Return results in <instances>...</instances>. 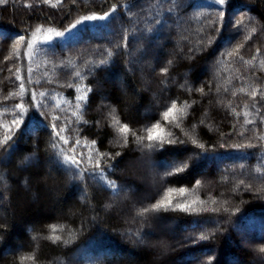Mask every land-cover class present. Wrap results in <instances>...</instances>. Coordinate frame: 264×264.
Wrapping results in <instances>:
<instances>
[{
	"label": "trees",
	"instance_id": "1",
	"mask_svg": "<svg viewBox=\"0 0 264 264\" xmlns=\"http://www.w3.org/2000/svg\"><path fill=\"white\" fill-rule=\"evenodd\" d=\"M113 5L117 8L110 18L78 28L70 37L54 38V43L33 49L26 44L14 47L24 30L28 39L37 27L42 29L37 36L45 32L54 36L81 16L103 15ZM213 25L222 30L213 31ZM184 30L185 39L175 47L177 33ZM5 36L11 39L4 40ZM209 37L216 38L210 47ZM240 45L238 55L230 56ZM136 46L145 52L133 57L130 51ZM25 52L30 55L24 56ZM153 52L152 81L143 90V80L133 65ZM6 56L11 59L5 61ZM262 60L264 0H227L224 5L214 0H80L76 4L64 0L57 7L42 0H8L0 5V141L6 135L12 137L0 145V224L4 225L0 264H21L22 257L33 254L34 259H24L23 264H252L256 258L260 259L255 264H264V253L259 251L264 246ZM207 62L211 64L208 73L202 70ZM163 68H167L166 75L161 73ZM98 86L103 88V99ZM201 88L203 95L198 91ZM253 89L258 91L255 101ZM33 92L37 96L30 108ZM81 95L87 96L86 101L77 100ZM152 95L157 96L156 102ZM41 101L46 107L35 106ZM172 101L177 105L179 126L164 122L165 132L200 151L191 143L196 139L208 152L184 173L166 177L159 166L164 163L159 151L138 144L131 132L146 137L144 126L160 120L164 106ZM19 103L28 110L26 116L17 115L15 104ZM21 116L20 127H13V120ZM113 117L131 130L126 144ZM246 119L255 123L246 125ZM53 124L65 128L61 135L67 144L59 141ZM77 140L80 146L73 151ZM92 141H96L94 146ZM53 143H59V148L53 150ZM90 147L92 164L99 153L107 154L109 160L117 152L123 156L112 161L114 166L102 179L80 175L78 171L90 167ZM60 149L77 159L84 153L79 170L57 155ZM190 154L166 155L185 159ZM141 156L157 164L158 185L148 198L137 202L136 195L144 189L128 178L126 163ZM44 164L51 168L48 173L38 169ZM161 177L166 181L163 184ZM108 181H115L117 189L110 188ZM21 184L31 185V194ZM129 186L139 192L131 194ZM168 188L186 189L182 196L173 193L172 198L189 205L188 211L161 209L138 215ZM122 194L133 202L124 214L130 218L128 223L109 206ZM160 220L170 223L174 231L166 239L169 249L164 257L154 247L136 242L147 233L152 239L148 228ZM52 225L57 226L55 233ZM53 234L61 241L47 239ZM200 236L208 239L192 242V237Z\"/></svg>",
	"mask_w": 264,
	"mask_h": 264
},
{
	"label": "snow or ice",
	"instance_id": "2",
	"mask_svg": "<svg viewBox=\"0 0 264 264\" xmlns=\"http://www.w3.org/2000/svg\"><path fill=\"white\" fill-rule=\"evenodd\" d=\"M8 2V0H0V5H5ZM80 2V0H72V4H76ZM227 2V0H214V3L217 5H224ZM43 4H48L52 7H57L59 5H62L64 3V0H56L55 4H51V0H42ZM31 5H25V7H30ZM117 8V5H113V7L110 9V11L108 12H104L103 15H88V16H81L80 19L76 20L75 23L70 24L67 28H65L63 31H58L54 33V36L52 35H48L47 32H45V34L42 37L37 36V33H40L42 31V29L40 27H37L35 29V32L32 34L33 38L32 39H28L27 38V31H25L24 35H19L18 39L15 41L14 47H16L17 49L19 48L20 45L22 44H26L28 49H33L34 46L41 44V45H48V44H52L54 43V38H65L66 36H71L78 28H82L85 27L86 25H88L89 23H94V22H98V21H104L108 18L111 17V15L113 13H115ZM221 17L223 16V13H220ZM237 26L240 24V21H237ZM211 24V22H210ZM212 30L219 32L222 30L221 28H215L214 25L212 26ZM48 31H52L51 29H49ZM255 31V29H253V32ZM11 39V37L9 36H5L4 40H8ZM215 37H209L208 39V46L210 47L214 42H215ZM247 39V38H246ZM243 45L238 46L236 49H234L231 53H229L230 56H237L239 53V49L240 47H242ZM189 51H192V49H189ZM259 49H257V53L259 54ZM30 54L28 52L24 53V56H29ZM109 55H111V53H109ZM17 58H20L19 55L17 56ZM255 56H253V60H255ZM9 59H11V57H4L5 61H8ZM241 59H243L241 57ZM101 63H104V61H101ZM169 63H171V61H169ZM245 64H250L251 61H244ZM260 67L261 70L264 71V60L260 61ZM17 72L20 71V69L16 70ZM29 72H31L32 70L29 69ZM161 73L166 75L167 74V68H163L161 69ZM77 75H79V73H77ZM17 80H21L20 76H16ZM163 82V81H162ZM28 83H31V80L29 79ZM39 83V82H37ZM181 87H184L183 85H181ZM20 88L23 90L25 88V84L21 83L20 84ZM189 92L192 91L191 88L188 89ZM90 91V90H89ZM198 91L201 92V94H205L203 88L199 89ZM209 91H211V89H209ZM217 91H219V89H217ZM225 91H227V89H225ZM239 91L243 92L244 89L241 88ZM237 93L233 92L232 95L235 96ZM31 100L28 101L30 108L32 106L33 101L36 100V96L37 94L35 92L31 93ZM39 95L41 97L45 96L44 92H40ZM258 95V91L256 89H253L251 92V97L253 98V100L255 101V98ZM259 96H260V100L261 102H264V91L259 92ZM87 96L86 95H81L79 97H77L78 101H86ZM5 100H7V97H5ZM36 107H46V105L41 101L38 102L36 105ZM79 107V105H78ZM166 108L165 111L162 112L161 114V119L158 120L155 124H153L151 127L148 126H144L143 131L146 132V137L142 136V135H137L136 132H131L132 136L136 137V142L140 145H143L144 147H146L147 149H149L150 151H159V154L161 157H163L164 163L163 164H159L158 161L157 163L159 164V166L161 168L164 169V176L166 177H172V176H176L178 174H182L185 172V170L189 169L191 166H193L195 163L199 162V160L206 155V153L208 152V149L205 147L204 144H199L197 142L196 139H192L191 143L192 145H195L198 149H200V151H195L194 149H189L187 146V143L185 140H181L179 138L177 139H171V133H166L165 129H164V122H167L168 124L172 125L174 124L175 126H179L178 123H176L177 121V105L175 101H172L170 106L169 105H165L164 106ZM253 108H256V104H253ZM15 109H17V115L20 116L22 113L24 114V116L27 115V111L24 109V104L23 103H19V104H15ZM30 110V109H29ZM112 112H115V109H112ZM256 112L259 114L260 110L259 108H256ZM75 115V113L73 114ZM236 115H240V113H236ZM245 116H248L249 113L246 111L244 113ZM24 116H21V120H13L12 122V126L15 128H19L21 125V121L24 119ZM55 120H59V117H54ZM71 121L66 123V126H68V124H70ZM79 123V121L77 122ZM85 123H87L85 121ZM99 123V122H97ZM255 121L254 120H250V119H246L245 120V124H254ZM261 123H264V117H262L261 119ZM113 124L115 125H119L118 127V132L119 134H121L122 136L125 137V144L127 143V135L130 133V129L128 124H120V122L118 120L115 119V117H113ZM52 128L54 130H56V136L59 138V141H62L64 144H67L69 141L67 138H65L63 135H61V133H63L65 131V128H58V126L56 124L52 125ZM240 135H243V133H240ZM145 139L147 140V144L144 143ZM12 140V137L10 136H5L4 139L2 141H0V145H4L6 144L8 141ZM96 144V141H92V145L94 146ZM76 146H80V141L77 140L75 145L73 146V151H75V147ZM53 150H56L57 148H59V143H53L51 145ZM237 147H239V145H237ZM247 147H255V145L249 144L247 145ZM181 153V152H190L191 154L189 156H187L185 159H179L177 157H169L168 153ZM57 155L62 156L65 163L71 165L72 167L76 168L77 170L80 169V165L83 161V157H84V153L80 154L81 159H77L76 156H68L65 154V150L64 149H60V151L57 153ZM123 156V153L121 152H117L114 156L111 157V160H109L107 158V154L105 153H99L98 158H95V163L92 164L91 162L93 161L94 157L91 154V147L89 150V155H88V162L90 164L89 168L83 169L82 171H78V174L80 175H90L93 178H97V179H102L106 176V174H108V169L112 168L114 165L112 163V161H116L118 157ZM161 182L162 184L165 183L166 181L163 180V177H161ZM108 186L110 188H112L113 190L117 189V184L115 181H108ZM198 185L200 184V181L196 182ZM243 183V182H241ZM186 189L184 188H179V189H174V188H168L167 191H165L161 197L160 200H158L156 203L152 204L150 207H143L139 212L138 215L139 216H146L148 213L150 212H158L161 209L164 210H168V209H173V210H181V211H188L189 210V205L187 204H183V203H178L175 202L172 198V194L173 193H178L179 195H183L185 193ZM157 192L159 193V189H157ZM193 211H195L194 209H192ZM4 228L3 224H0V230H2ZM51 230L53 233H55L57 226L56 225H52L50 226ZM37 237H33V240H36ZM47 239L52 240L53 242H59L61 241V237L58 235H50L49 237H47ZM192 242L193 243H197L199 240H206L208 239V237L206 236H200V237H192ZM66 243V241H64ZM259 251L261 253H264V246H262ZM24 259L27 260H33L34 259V254L33 255H28L26 257H22L21 258V264H23ZM211 260V258H209Z\"/></svg>",
	"mask_w": 264,
	"mask_h": 264
},
{
	"label": "rangeland",
	"instance_id": "3",
	"mask_svg": "<svg viewBox=\"0 0 264 264\" xmlns=\"http://www.w3.org/2000/svg\"><path fill=\"white\" fill-rule=\"evenodd\" d=\"M186 33H187L186 30L179 31L177 33V36L174 40L175 47L178 46L177 43H179L185 39ZM142 52H145V50H143L139 46H136V47H134V49H132V51H130V55L134 57V55L135 56L139 55ZM169 53L174 54V51H169ZM153 55H154V52L151 53L147 59L140 60L137 64L135 63L133 65V71L138 73L139 77L142 78V80H143V82H142L143 90H144V87H146L148 85V83L151 84V81H152V74L154 73V70L152 69V63L150 60L153 58ZM210 65L211 64L209 62H207V64L205 66H203V68H202L203 72L208 73L209 71H211ZM124 89L125 88H123V89L120 88V92L123 94L126 93ZM98 91L100 94V98L103 99V88L98 86ZM152 96H153V97H151L152 100H154L156 102V99L154 97H157V96H154V95H152ZM100 105H102V102H100ZM126 165H127V168L130 170V174H131L128 178L132 179L134 181H137L139 184H142V188L144 189V190L139 192L138 189H135L132 186H129L128 187L129 192L131 194H136L137 192H139L138 195H136L135 200L137 202H142L143 199H146L149 197V195L154 191V189L158 185V179H156L157 176L155 173L156 172L155 167L157 166V164L154 162H150L148 159H146V157L141 156L136 161H128L126 163ZM38 169H42V171L45 173H48L51 170V168L47 167V165H45V164L43 167L38 168ZM22 188L25 191H27L29 194H31V191H32L31 185H30V187L29 186L26 187V186L22 185ZM29 188H31V190H29ZM127 200H129V201H127ZM127 202H129V205ZM111 203L112 204H110L109 206H111L114 209V211L117 213V215L120 214L118 216H120L122 218V222L123 223L130 222V218L124 216V214L127 212L128 208L130 207L131 203L133 204V202H130V198L128 197V195L122 194L117 199V201L112 200ZM109 206L104 207L103 209L107 210ZM124 232L128 233V231H126V230H124ZM148 232L150 235H153L152 239H149V236L147 233V235H145V237L142 240H136V242L138 244L146 243V245L154 247L156 253L159 254L160 257H164L165 254L167 253V250L169 249L168 243L166 242L167 241L166 239H168V237L174 236V231L171 228V224L164 222V220H163V222H162V220H160V221H158V223L156 225L150 226L148 228ZM259 259L260 258H256L255 260H253L252 264H255L257 262V260H259Z\"/></svg>",
	"mask_w": 264,
	"mask_h": 264
}]
</instances>
